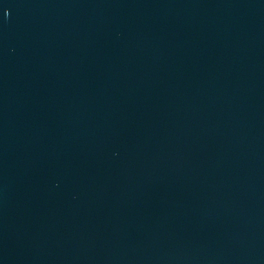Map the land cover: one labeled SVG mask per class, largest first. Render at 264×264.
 <instances>
[{"label": "water", "instance_id": "water-1", "mask_svg": "<svg viewBox=\"0 0 264 264\" xmlns=\"http://www.w3.org/2000/svg\"><path fill=\"white\" fill-rule=\"evenodd\" d=\"M0 264H264V0H0Z\"/></svg>", "mask_w": 264, "mask_h": 264}]
</instances>
